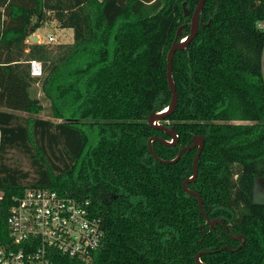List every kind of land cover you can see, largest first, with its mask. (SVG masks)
Instances as JSON below:
<instances>
[{
	"label": "trees",
	"instance_id": "16d2710c",
	"mask_svg": "<svg viewBox=\"0 0 264 264\" xmlns=\"http://www.w3.org/2000/svg\"><path fill=\"white\" fill-rule=\"evenodd\" d=\"M197 1L0 0V243L13 197L42 186L91 198L104 236L90 264H264V205L251 203L264 177V0L204 1L173 54L176 104L147 122L170 104L166 54ZM50 19L71 42L26 41ZM35 86L59 121L33 115ZM197 135L195 176L197 147L159 160Z\"/></svg>",
	"mask_w": 264,
	"mask_h": 264
},
{
	"label": "built area",
	"instance_id": "2783aa9c",
	"mask_svg": "<svg viewBox=\"0 0 264 264\" xmlns=\"http://www.w3.org/2000/svg\"><path fill=\"white\" fill-rule=\"evenodd\" d=\"M256 26L264 33V20ZM52 42L55 36L49 33L44 43ZM261 61L264 76V44ZM31 73H41L39 61H31ZM5 221L9 241L0 243V264H90L104 236L89 196L42 186L14 196Z\"/></svg>",
	"mask_w": 264,
	"mask_h": 264
},
{
	"label": "water",
	"instance_id": "95a60500",
	"mask_svg": "<svg viewBox=\"0 0 264 264\" xmlns=\"http://www.w3.org/2000/svg\"><path fill=\"white\" fill-rule=\"evenodd\" d=\"M204 1L205 0H198L193 11H192V13H191V15H190L189 33L187 34L186 38L183 37L179 41H177L176 38H174V40L172 41V43H171V45L167 51V54H166V76H167V82H168L169 89L171 90V101L167 107H165L164 109L161 110V112L159 111L157 113L149 114V116L147 118V122L149 124L160 126L159 123H157V120L159 118H161L165 113L170 111L176 104V98H177L176 88H175V85H174V82H173V79L171 76L173 54L177 48L184 46L185 43H187L197 33V30H198V14H199V11H200ZM182 5H183V10H184V15H187L189 12H188L187 8L185 7V2H183ZM183 26H184V24H182L181 26L178 27L175 37H177L180 34L181 28ZM28 41L37 43L38 42V36L34 32H32L28 36ZM165 109H166V111H165ZM165 130H167V129H165ZM167 131L170 133L173 141H175L176 135L170 130H167ZM151 140H152V138L149 139V143L151 142ZM162 141L164 143H167V144L173 143L172 141H167L164 139H162ZM202 146H203V137L201 135H197V136H194L193 142L190 145H186V146L181 147L173 159H170V160L159 159V160L162 162H174L175 160H177L180 157L181 153L184 150L192 148V147H197V152H196V154L193 158V161H192V168L194 171L193 176H195L196 172H197L196 161L198 159V156L200 154V150H201ZM183 186H185V185L183 184ZM190 192L197 195L199 209L202 212V214L206 217L207 222L210 225H214L218 219L216 218V219L210 220L208 218V216L202 210V198L199 196V194H197L193 191H190ZM251 203L264 205V177L254 178L253 185H252V192H251ZM234 237L235 238H241L242 241L244 240V236L237 235ZM199 254L200 253H197L195 256L198 262H200V260L198 259Z\"/></svg>",
	"mask_w": 264,
	"mask_h": 264
},
{
	"label": "rangeland",
	"instance_id": "374dc122",
	"mask_svg": "<svg viewBox=\"0 0 264 264\" xmlns=\"http://www.w3.org/2000/svg\"><path fill=\"white\" fill-rule=\"evenodd\" d=\"M38 33L40 34V38L42 41L39 42H44V40L47 38V34L51 33L55 36V42L48 43L50 45H54L59 42L67 41L68 39L71 38L70 34H61L60 28L56 25H53L50 21H47L45 25H43L42 28H39ZM38 36V35H37ZM34 92L36 95L40 97L41 103H42V110L38 112L37 114H33L34 116L40 117V118H50L53 121H59V119L53 118L52 117V111H51V105L50 101L44 97L41 92L39 91V87L35 86L34 87ZM27 114V113H23ZM238 122V121H236ZM9 160L8 162L11 165H18L21 169L23 170H30L32 172V169L30 168V162L28 158L21 154L18 151H11L8 154Z\"/></svg>",
	"mask_w": 264,
	"mask_h": 264
},
{
	"label": "crops",
	"instance_id": "0c3cea01",
	"mask_svg": "<svg viewBox=\"0 0 264 264\" xmlns=\"http://www.w3.org/2000/svg\"><path fill=\"white\" fill-rule=\"evenodd\" d=\"M48 21H50L53 25H56V26H58L57 25V23H56V21L54 20V19H50V20H48ZM47 23V22H46ZM45 23V24H46ZM44 24V25H45ZM43 26H41V27H38L37 29H35L33 32L36 34V35H38V36H40V34L38 33V29L39 28H42ZM59 27V26H58ZM60 28V31H61V34H70L71 35V38L70 39H68L67 41H63V42H60V43H66V42H71L72 41V35H73V33H72V29L71 28H69V27H59ZM39 41H42L41 40V38H40V40ZM28 42V41H27ZM31 73V72H30ZM31 75H33L32 73H31Z\"/></svg>",
	"mask_w": 264,
	"mask_h": 264
},
{
	"label": "bare ground",
	"instance_id": "6f19581e",
	"mask_svg": "<svg viewBox=\"0 0 264 264\" xmlns=\"http://www.w3.org/2000/svg\"><path fill=\"white\" fill-rule=\"evenodd\" d=\"M164 111V110H163ZM165 111H166V109H165ZM161 112V111H160Z\"/></svg>",
	"mask_w": 264,
	"mask_h": 264
}]
</instances>
